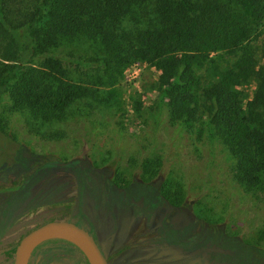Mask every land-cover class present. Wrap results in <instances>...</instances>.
<instances>
[{"label": "trees", "instance_id": "obj_1", "mask_svg": "<svg viewBox=\"0 0 264 264\" xmlns=\"http://www.w3.org/2000/svg\"><path fill=\"white\" fill-rule=\"evenodd\" d=\"M262 34L264 0H0V101L7 97L8 111L27 133L59 140L61 133H45V127L64 120L78 101L83 115L91 108L90 90L73 81L66 66H95L112 86L127 68L142 64L154 75L156 106L166 109L169 122L220 143L233 161V180L257 191L264 183ZM78 42L98 57L56 52ZM131 162L147 175L163 164L160 156ZM52 166L9 135L0 117V194L7 208ZM169 175L162 189L181 197L182 186ZM256 253L264 256V249ZM3 263L10 264L7 256Z\"/></svg>", "mask_w": 264, "mask_h": 264}, {"label": "rangeland", "instance_id": "obj_2", "mask_svg": "<svg viewBox=\"0 0 264 264\" xmlns=\"http://www.w3.org/2000/svg\"><path fill=\"white\" fill-rule=\"evenodd\" d=\"M258 43L264 44V34ZM93 49L78 42L63 44L56 52L80 59L97 58L98 53ZM77 67L71 64L66 69L73 81L90 90L87 103L91 108L83 115L78 101L66 110L64 120L45 127V133H61L59 140L27 133L23 122L8 111L7 97L0 101V117L6 121V132L27 151L44 155L55 163L19 196L14 219L9 222L6 235L0 238V264H4L3 248L13 247L28 229L53 218L62 204L74 200L77 163L99 168L107 178L114 172L131 183L141 178L153 179L149 183L155 190H159L162 180L170 174L182 186V199L191 201L192 215L202 220V227L208 226L205 232L216 231L214 224H217L219 231L235 237L241 244L264 249V183L257 191H245L233 180V161L220 143L209 140L194 127L185 130L171 124L166 109L156 106L154 75L147 66L127 68L112 86L108 84L107 74L96 71L95 66ZM154 156L162 158L163 174L158 170L155 175H147L140 166L131 164L132 160ZM12 176L17 177V172ZM139 195L138 192L135 199ZM109 196L105 202L103 189L91 181L74 207L79 205L84 215L113 218L125 214L120 197L114 193ZM209 236L217 238L216 232H209L208 239Z\"/></svg>", "mask_w": 264, "mask_h": 264}, {"label": "flooded vegetation", "instance_id": "obj_3", "mask_svg": "<svg viewBox=\"0 0 264 264\" xmlns=\"http://www.w3.org/2000/svg\"><path fill=\"white\" fill-rule=\"evenodd\" d=\"M74 169L77 183L74 200L62 204L53 213V218L56 219L53 221L71 222L84 230L94 242L105 264H264V256L256 253L262 249L241 244L235 237L219 231L217 224H214L216 231H209L212 234L216 232L217 238L211 239L209 236L208 239L209 232L204 231L208 226L202 227V220L200 222L197 215H192L191 201L175 197L177 195L173 197L172 190H163L162 184L159 190L153 189L149 183L153 179L147 181L141 178L136 183H131L126 181L127 177H118L114 172L111 178H107L101 169L86 164L77 163ZM159 172L163 174L162 168ZM91 181L103 189L105 202L109 200V194L119 196L120 202H124L126 213L112 218V215H84L79 205L75 208L74 203L80 200L84 188ZM138 192L140 195L135 199ZM19 196L7 208L4 205L5 198L0 194V221L6 219L0 224V238L6 235L9 222L14 219L13 212L20 203ZM68 209L71 214L67 215H73V220H67L63 216ZM49 220L28 229L18 241L31 229L51 222ZM17 242L9 256L3 252L4 248L2 250L4 259L7 256L10 264ZM25 264L88 262L76 245L63 240H46L30 251Z\"/></svg>", "mask_w": 264, "mask_h": 264}, {"label": "water", "instance_id": "obj_4", "mask_svg": "<svg viewBox=\"0 0 264 264\" xmlns=\"http://www.w3.org/2000/svg\"><path fill=\"white\" fill-rule=\"evenodd\" d=\"M52 238L64 239L76 245L88 264H105L89 235L75 224L64 220L47 222L28 231L13 249L12 264H25L28 254L36 245Z\"/></svg>", "mask_w": 264, "mask_h": 264}]
</instances>
